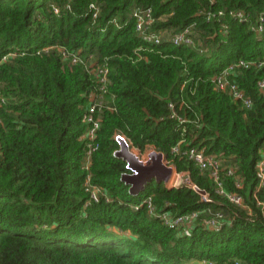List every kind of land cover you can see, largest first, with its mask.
Segmentation results:
<instances>
[{
    "label": "trees",
    "instance_id": "obj_1",
    "mask_svg": "<svg viewBox=\"0 0 264 264\" xmlns=\"http://www.w3.org/2000/svg\"><path fill=\"white\" fill-rule=\"evenodd\" d=\"M91 2L100 8L95 19ZM136 7L152 9L157 31L192 26L206 51L142 41ZM261 14L264 0H0V264H264V180L256 174L264 145V17L262 33L251 29ZM61 47L109 69L105 100L112 109L99 111L88 170L81 135L98 85L79 61L62 58ZM239 59L263 63L230 77L251 99L249 108L212 81ZM115 132L141 151L152 146L173 159L208 200L156 179L131 192L121 180L126 162L112 154ZM179 141L181 153L173 154ZM188 147L235 167L244 186L235 188L229 177L226 189L242 194L252 217L215 193L182 154ZM88 174L105 195L86 204ZM147 195L158 211L202 213L183 232L135 207ZM216 212L228 221L218 231L201 223Z\"/></svg>",
    "mask_w": 264,
    "mask_h": 264
},
{
    "label": "built area",
    "instance_id": "obj_2",
    "mask_svg": "<svg viewBox=\"0 0 264 264\" xmlns=\"http://www.w3.org/2000/svg\"><path fill=\"white\" fill-rule=\"evenodd\" d=\"M92 19L97 18L100 13L99 6L91 2L88 6ZM55 13H58L57 8H53ZM223 11L220 10L217 13H207L208 17L211 16H219L222 15ZM228 14L235 17L239 21L248 20L249 15L241 10L235 11L230 10ZM264 14L259 15L258 23L255 26H252L251 29L256 33L260 34L263 30V21ZM132 18L134 20V30L140 36L142 41L146 43H153L158 44L162 42L163 39H166L173 45H186L192 48L197 49L199 52L203 53L206 51V48L202 45L199 40H196L194 37V31L192 30V26L186 27L179 32L175 33H167L161 32L153 29V24L155 18L153 17V12L150 7H136L132 11ZM61 55L63 59L71 60L73 63L80 62L90 73L94 76L97 81L98 91L93 93L90 98V104L87 107V111L84 114V122L86 123V130L81 135V139L85 141L87 144L86 152H85V162L82 166L83 169L88 170L90 165V156L91 153L97 148V143L95 139L97 137V131L100 126L101 116L99 111L101 112L102 109H112L107 104L105 100V95L108 92L107 84L109 83L108 72L109 69L106 64L101 63H93L90 62L92 55H89V59L82 61L76 53H71L67 51L65 48L61 47ZM5 58H3L4 60ZM262 62L255 63L254 61L250 60H243L239 59L236 62H232L221 69L217 74L212 77L213 85L216 90L228 93L231 98L240 103L241 106L244 108H249L252 104L251 99L245 94L244 90L239 87V85L230 78L234 76L239 69L241 68H248L253 65L260 66ZM260 90L264 87V79L258 82ZM169 107H172V104H169ZM171 116H176L175 113H172ZM180 122H185L184 118H178ZM113 140L116 142L117 147L113 150L112 154L115 156H119L118 153L122 151V145L127 148V150L140 162L146 163L148 156H149V149L154 152H159L152 146H148L144 151H141L137 147H135L132 141L126 137L125 135L121 134L120 132H115L113 134ZM181 142L179 141L175 144L171 151L173 154L181 153ZM148 150V151H147ZM147 151V155L143 152ZM189 160H191L202 173H205L208 178L211 180L214 191L216 194L224 197L229 202L240 206L247 210V213L250 217H252L253 213L251 208L245 203L244 197L241 193L237 191H229L226 189L225 186V178H231L235 188L242 189L244 186V179L240 176L235 167L231 165L224 164V159L214 155V154H206L204 149L196 148V147H188L182 151ZM162 155V164L165 165L170 170L174 171L176 169L175 163L173 159L166 158L163 153ZM126 162V161H125ZM125 168L127 171L122 172L121 176L124 174H133L128 168L127 162L125 164ZM177 170V169H176ZM183 173L186 174V179H182V184L188 186L199 193L201 199L203 201H207L209 195L206 191L199 188L196 184L192 183L189 178L188 171H184ZM256 174L259 178L260 183L264 180V145L260 150V158L256 163ZM179 176V174H177ZM172 177V175H171ZM170 177V178H171ZM155 179V178H153ZM152 180V179H151ZM167 181L164 180V185L167 186ZM175 185H180V181L177 180ZM145 186V185H143ZM176 187V186H175ZM85 190L88 192V200L86 204H89L92 201H98L101 196H104L103 189L95 184L91 183L90 174L86 176L85 179ZM130 190V185H129ZM258 205H262L260 201H257ZM145 206L147 213L151 216H155L159 218L164 224L174 227V228H181L184 232H188L195 222L199 219L202 211H191L183 214H171L168 211H158L153 199L152 195H147L142 198L141 202L135 206ZM213 219L209 220H202V224L211 230L218 231L221 227L225 226V223L228 221L225 220L223 215L219 212H216Z\"/></svg>",
    "mask_w": 264,
    "mask_h": 264
},
{
    "label": "water",
    "instance_id": "obj_3",
    "mask_svg": "<svg viewBox=\"0 0 264 264\" xmlns=\"http://www.w3.org/2000/svg\"><path fill=\"white\" fill-rule=\"evenodd\" d=\"M118 155L127 162L128 168L133 171V174H124L121 177L122 181L130 185L131 192L137 193L153 178L158 181H166L171 176L170 169L162 164V155L159 152L152 151L146 163L138 161L124 145Z\"/></svg>",
    "mask_w": 264,
    "mask_h": 264
},
{
    "label": "rangeland",
    "instance_id": "obj_4",
    "mask_svg": "<svg viewBox=\"0 0 264 264\" xmlns=\"http://www.w3.org/2000/svg\"><path fill=\"white\" fill-rule=\"evenodd\" d=\"M148 151V150H147ZM147 151L146 152H143L145 155H147ZM152 152V150L151 149H149V153H151ZM171 172H170V174L172 175V177L171 178H169L168 179V181H167V186L168 187H175V186H179V185H175V186H173L174 184H176L175 182L177 181V180H179L180 181V185H182V179H186V174L185 173H183L184 171H177L175 168H174V171L173 170H170ZM177 174H179V176H177ZM166 175V174H165ZM192 264H213L212 262H208V261H206V260H201V261H197V262H194V263H192Z\"/></svg>",
    "mask_w": 264,
    "mask_h": 264
}]
</instances>
